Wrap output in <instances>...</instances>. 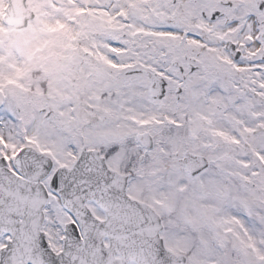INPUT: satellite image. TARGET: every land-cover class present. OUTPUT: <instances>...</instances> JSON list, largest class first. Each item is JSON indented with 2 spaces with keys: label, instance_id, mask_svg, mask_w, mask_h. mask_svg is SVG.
I'll return each instance as SVG.
<instances>
[{
  "label": "snow or ice",
  "instance_id": "1",
  "mask_svg": "<svg viewBox=\"0 0 264 264\" xmlns=\"http://www.w3.org/2000/svg\"><path fill=\"white\" fill-rule=\"evenodd\" d=\"M0 264H264V0H0Z\"/></svg>",
  "mask_w": 264,
  "mask_h": 264
}]
</instances>
